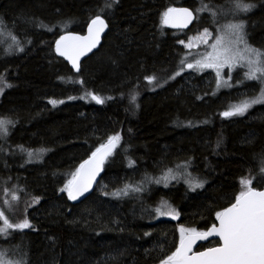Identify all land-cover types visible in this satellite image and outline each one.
<instances>
[{"label": "trees", "instance_id": "1", "mask_svg": "<svg viewBox=\"0 0 264 264\" xmlns=\"http://www.w3.org/2000/svg\"><path fill=\"white\" fill-rule=\"evenodd\" d=\"M198 2L119 0L102 15L109 28L100 47L75 73L58 57L55 41L64 32L84 33L105 0H0V77L11 85L0 96V117L15 121L0 156V206L10 222L26 217L33 226L0 238L5 249L26 264H161L178 247L180 227L203 232L216 223L215 213L242 190V178H253L256 189L264 186V104L243 116L222 115L254 96L259 82L217 91L210 72L185 71L170 79L189 53L179 41L197 24L182 34L163 23V13L181 5L196 9ZM245 2L256 4L245 17L249 40L264 51V0ZM206 16L203 24L211 27L213 18ZM13 37L23 52L15 46L11 54L5 51ZM153 75L157 81L149 84L146 77ZM85 92L105 102L81 100ZM136 93L138 108L130 99ZM117 134L121 139L93 192L70 200L60 191L70 174ZM21 146L34 155L48 151L28 163ZM186 161L207 179L203 188L150 182ZM125 185L141 191L112 195ZM13 192L19 200L9 212L4 201ZM162 202L180 217L157 220Z\"/></svg>", "mask_w": 264, "mask_h": 264}, {"label": "snow or ice", "instance_id": "2", "mask_svg": "<svg viewBox=\"0 0 264 264\" xmlns=\"http://www.w3.org/2000/svg\"><path fill=\"white\" fill-rule=\"evenodd\" d=\"M119 0H105L102 8L97 10L95 18L91 19L88 25V34L85 36L75 35L68 32L60 35L59 39L55 41L56 53L68 60L72 67L77 71L80 70L79 60L81 56L86 55L97 46L100 40V34L107 27L102 15L106 10L111 9ZM254 7L253 4L246 3L245 0H228V5L225 8H216L213 5L204 3L201 0V7L195 10L198 16L202 12H207L213 21H217V17L221 14H227L236 22L229 21L227 24L222 25L217 32L223 35H217L213 39L215 42L209 47L212 49L210 52H205L199 60L193 63H188V68H213L216 71L218 86L221 83V70L228 67L233 70L237 66L244 68V79L249 81H258L261 85L259 95L242 100L238 105L230 106L229 110L222 113L224 117H231L235 115H243L252 105L264 104V52L259 49L252 48L248 45L245 39L244 22L238 19L241 13H247ZM194 18V12L188 8H168L162 16V21L166 25L172 27H186L188 23ZM3 21L0 20V24ZM70 21L63 24L64 28L69 27ZM41 27H47L40 22ZM48 31H52L48 27ZM211 36L208 29L204 33L196 37L202 43L207 44L208 38ZM227 37V38H225ZM15 42V50L23 52L24 48L20 46L19 40L13 37ZM181 44L184 41H179ZM189 48L192 44L187 45ZM6 52L11 54V46L5 49ZM183 63V61H182ZM175 75H180L177 72ZM175 77H170L174 79ZM230 78V77H229ZM149 84L157 81L155 75L146 77ZM83 84V81H80ZM0 84L4 87H11L7 84L3 77H0ZM156 86H162L158 82ZM230 86V85H229ZM4 87H0V94L3 93ZM138 93L131 96V102L136 104V96ZM90 96L97 104H103L105 101L100 96L90 92H85L81 99ZM74 99V97H69ZM107 99H112L108 97ZM55 105L57 101H49ZM63 103V101H59ZM138 108L139 105L136 104ZM15 126V121L9 117H0V137H6L9 134V127ZM121 137L119 134L110 136L106 143H101L95 151L91 152L88 159L84 160L72 172L71 179H69L64 186L60 189L61 192H66L70 200H76L79 196H83L89 191L96 177L102 170L105 159L111 155L113 149L116 147ZM21 151H26L28 156V163H32L34 159H39L43 154H46L47 149L38 150L35 155L33 151L25 150L21 146ZM131 166V162H130ZM190 166V161H186L182 165H177L176 169L168 168L162 176L156 179L155 183L162 181L167 186L171 180H177L181 176L184 177L185 183L195 191L197 188L203 187V181L193 177L187 171ZM261 172L264 173V161H262ZM253 178H242L240 184L242 190L234 197V202L228 207H224L221 211L215 213L216 220L219 225L213 224L212 227L205 232H198L197 229H185L180 227L181 234L179 247L175 252L168 255L161 261V264H264V190H258L252 186ZM132 191H141L139 187H131L125 185L123 189L114 192L113 196H120L121 194L127 195L129 189ZM7 192L8 190L5 189ZM19 200V197L13 192L11 194V201L5 200L9 212L13 211V202ZM34 202H39V197L34 198ZM159 215H169L173 219L178 215L175 209L162 202L161 206L155 209ZM0 221L3 226H0V235L7 237L11 233L8 231L32 228L30 221L25 217L19 222H10L4 210H0ZM218 236L220 239V246L209 248L204 252H199L193 256H189L192 244L197 239H207L209 236ZM9 249H0V264H26L22 257H17L11 253Z\"/></svg>", "mask_w": 264, "mask_h": 264}, {"label": "rangeland", "instance_id": "3", "mask_svg": "<svg viewBox=\"0 0 264 264\" xmlns=\"http://www.w3.org/2000/svg\"><path fill=\"white\" fill-rule=\"evenodd\" d=\"M258 1H260V3L263 1V0H258ZM263 3V2H262ZM251 4V3H250ZM255 4V3H254ZM253 4V5H254ZM212 5H214L216 8H223L224 6H225V9H226V7H227V5H224V4H212ZM195 7H196V9H198V8H200L201 7V3H197L196 5H195ZM196 9H194V10H196ZM256 9V4L254 5V7L251 9V11H249V12H247V13H241L240 14V16H239V18L238 19H242L243 20V22H244V25H245V27H244V33H245V39H246V41H247V43H248V45L250 46V47H252V48H255V49H258L257 47H255L254 45H252L251 44V42H250V40H249V35H248V30H247V27H248V22H247V20L245 19V17L250 13V12H253V10H255ZM206 13L207 12H202V13H200L198 16H197V21H196V23L195 24H197L196 25V29L193 31V32H188V33H184L183 31H182V34L184 33V35H186V37H185V39H182L181 41H184V43L183 44H181V45H183L184 47H185V49H187L188 51H189V53L185 56V59H184V61H183V63H182V66L180 67V69H178L177 71H176V73L177 72H180V74L181 73H183V72H185V71H197V72H200V73H202V72H210V73H212L215 77H216V81L218 80V78H217V75H216V71H215V69H213V68H199V69H197V68H188L187 67V64L188 63H193L194 65H195V63H196V61L197 60H199L200 58H201V56L207 51V52H210L212 49L209 47V45H211V44H213L214 42H215V40L213 39L215 36H217V35H223V33H220V32H217V29H219L222 25H225V24H227L229 21H232V22H236L235 20H233V18L231 17V16H229V15H227V14H221V15H219L218 17H217V21L216 22H213L212 21V24H211V27L213 26V28H211V27H207V26H204V18L205 17H208V16H206ZM211 17V16H210ZM208 19H210L209 17H208ZM209 21V20H208ZM166 25V24H165ZM167 26H169V25H167ZM205 29H208V31H209V33H211V36L208 38V43L207 44H204V43H202L200 40H198V39H195L196 37H199V36H201L203 33H204V30ZM181 32V31H180ZM225 38H227V37H225ZM9 40H7V42H8ZM189 43H191L192 44V47L191 48H189L187 45L189 44ZM10 45H11V48H13L14 46H15V42H14V40H11V42H10ZM10 47V46H9ZM260 50V49H259ZM262 52H264L263 50H261ZM244 72H245V69L244 68H241V67H239V66H237L236 68H234L233 70H229V68L228 67H225V68H223L222 70H221V77H220V80H221V83L219 84V86H218V83H217V91H221V90H223V89H231V88H233V87H239V86H242L246 81H249V80H245L244 79ZM176 73H173L174 75L173 76H176L175 74ZM230 77V78H229ZM239 81H241V82H239ZM257 82V81H256ZM230 85V86H229ZM0 87H4V85L3 84H0ZM260 87H261V85H260ZM5 88H7V87H4V90H5ZM252 91V90H251ZM259 92H260V90L254 95V96H256V95H259ZM3 93H4V91H3ZM2 93V94H3ZM2 94H0V96L2 95ZM248 95H250V94H248ZM247 95V96H248ZM254 96H248V98H251V97H254ZM88 98L89 97H86V98H84V99H81V100H84V101H88V102H94L91 98H89L90 100H92V101H90V100H88ZM247 99V98H246ZM244 100V99H243ZM68 101H70L69 99H68ZM58 102V101H57ZM65 102H67V101H63V103H65ZM241 101H239V102H237V103H235V104H233V105H231V106H234V105H238L239 103H240ZM62 104V103H61ZM253 106V105H252ZM229 108L230 107H228L227 108V110H229ZM251 108V107H250ZM226 110V111H227ZM249 110V109H248ZM247 110V111H248ZM245 114V113H244ZM239 116H243V115H235V116H231V117H239ZM10 127H9V134L6 136V137H0V156L2 155V152L6 149V146H7V141H8V139H9V136H10ZM43 156V155H42ZM41 158V157H40ZM182 164H184V163H180V164H178V165H182ZM191 164V163H190ZM177 166V165H176ZM176 166H175V168H173V169H176ZM191 167H192V165H191ZM187 171L188 172H190L191 174H192V176L193 177H196V178H198L199 180H201V181H203L204 183H203V187L207 184V179H205V178H202V177H200V176H198V175H196L192 170H191V168H190V166L188 167V169H187ZM162 175H160V176H158V177H156V179H158V178H160ZM156 179H153V180H150V182L151 183H155L154 181L156 180ZM149 182V181H148ZM174 182H176V183H182V184H184L190 191H193L190 187H189V185L187 184V183H185V180H184V177L183 176H181L179 179H177V180H171L170 182H168L167 183V186H165V183L162 181L161 183H155V184H157V185H160V186H163V187H169L172 183H174ZM202 187V188H203ZM197 189H201V188H197ZM171 208H173L172 206H171ZM173 209H175V212L178 214L177 216H176V218H179L180 217V212H179V210H177L176 208H173ZM0 210H2V207L0 206ZM157 220L158 219H167V218H172L171 216H169V215H159V214H157L156 215V217H155ZM0 226H3V222L2 221H0ZM9 232H11V231H13L12 229H9L8 230ZM180 237H181V234H180ZM0 238L1 239H5V237L4 236H2V235H0ZM0 249H5L3 246H2V240L0 241Z\"/></svg>", "mask_w": 264, "mask_h": 264}, {"label": "water", "instance_id": "4", "mask_svg": "<svg viewBox=\"0 0 264 264\" xmlns=\"http://www.w3.org/2000/svg\"><path fill=\"white\" fill-rule=\"evenodd\" d=\"M172 8H178V9H179V8H188L189 10H191V11L194 12V10H193L191 7H189V6H185V5H184V6H183V5H182V6H174V7H172ZM196 17H197V16H196V14H195V12H194V18L188 23V25H187L186 27H183V28H181V27H172V26H170V25H169V27H170L172 30H174V31H185V30H188V29L191 28V27L194 25V23L196 22ZM103 19H104V18H103ZM104 20H105V19H104ZM90 23H91V22H90ZM90 23H89V24H90ZM105 23L107 24V27L103 30V32H101V34H100V40H99V43L97 44V46H96L95 48H93L92 51L88 52L86 55L80 57V60H79L80 70H81V63H82V61H84L87 57H89L92 53H94V52H95L96 50H98V48L100 47V45H101V43H102V41H103V37H104V35L106 34V32L108 31V28H109L108 23L106 22V20H105ZM89 24H88V25H89ZM88 25H87V27H86L84 33H77V32H72V31H68V32H71V33H73V34H75V35L85 36V35L88 34ZM68 32H64V33H62L61 35H64V34H66V33H68ZM58 39H59V38H58ZM57 55H58V54H57ZM58 57L62 58L65 62H67V63L69 64V66L72 68V70H73L75 73H79V72H80V70L77 71L76 69H74V68L72 67L71 63H70L68 60H66L64 57H61V56H59V55H58ZM116 147H117V145H116ZM116 147L113 149L111 155H109V156L105 159V162H104V164H103V166H102V170H101V172L99 173V175L96 177V180L93 182V184H92L91 188L89 189V191L86 192L83 196H79L76 200H72V201H74V202H79V201L83 200L84 198H86L88 195H90V194L93 192V190L95 189L96 185L98 184L99 179H100V177H101V175H102V173H103V171H104L105 163H106L107 160L112 156V154L114 153ZM258 190H264V186H263L262 188L258 189ZM229 206H230V205H229ZM215 224L218 226V225H219V222L216 220V223H215ZM211 227H212V226H211ZM211 227H210V228H211ZM210 228H209V229H210ZM209 229H208V230H209ZM208 230H206V231H208ZM203 232H205V231H203ZM212 240H217L219 243L216 244V245H214V246H212V247H207V248L202 249V250L199 249V247H200L202 244L207 243L208 241H212ZM220 243H221V242H220L219 237H218V236H215V235L209 236L207 239H197V240H195V241L193 242V244H192V248H191V251L188 253V255H189V256H193V255H195V254H197V253H199V252H204V251H206V250L209 249V248L218 247V246H220ZM179 244H180V243H179ZM178 247H179V245H178Z\"/></svg>", "mask_w": 264, "mask_h": 264}, {"label": "flooded vegetation", "instance_id": "5", "mask_svg": "<svg viewBox=\"0 0 264 264\" xmlns=\"http://www.w3.org/2000/svg\"><path fill=\"white\" fill-rule=\"evenodd\" d=\"M182 6V5H181ZM196 21H197V17H196ZM180 32V31H179ZM182 32V31H181ZM212 241H215L217 244L219 243L217 240H212ZM208 242H211V241H208ZM216 245V244H215Z\"/></svg>", "mask_w": 264, "mask_h": 264}, {"label": "bare ground", "instance_id": "6", "mask_svg": "<svg viewBox=\"0 0 264 264\" xmlns=\"http://www.w3.org/2000/svg\"><path fill=\"white\" fill-rule=\"evenodd\" d=\"M194 10V9H193ZM194 12H195V10H194ZM196 14V13H195ZM197 16V15H196Z\"/></svg>", "mask_w": 264, "mask_h": 264}]
</instances>
